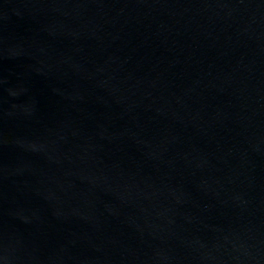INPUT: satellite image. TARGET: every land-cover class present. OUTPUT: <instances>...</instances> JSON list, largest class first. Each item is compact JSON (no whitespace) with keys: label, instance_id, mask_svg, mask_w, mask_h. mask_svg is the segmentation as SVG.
I'll return each mask as SVG.
<instances>
[{"label":"water","instance_id":"water-1","mask_svg":"<svg viewBox=\"0 0 264 264\" xmlns=\"http://www.w3.org/2000/svg\"><path fill=\"white\" fill-rule=\"evenodd\" d=\"M0 264H264V0H0Z\"/></svg>","mask_w":264,"mask_h":264}]
</instances>
